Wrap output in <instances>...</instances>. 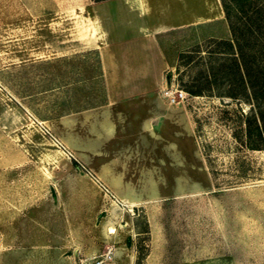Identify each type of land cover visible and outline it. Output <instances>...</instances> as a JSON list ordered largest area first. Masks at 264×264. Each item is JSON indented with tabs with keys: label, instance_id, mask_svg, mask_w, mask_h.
<instances>
[{
	"label": "rangeland",
	"instance_id": "rangeland-1",
	"mask_svg": "<svg viewBox=\"0 0 264 264\" xmlns=\"http://www.w3.org/2000/svg\"><path fill=\"white\" fill-rule=\"evenodd\" d=\"M224 4L264 76V0H0V264H264V148L234 133L254 100ZM123 37L165 57L158 76L124 74ZM142 95L164 108L149 129Z\"/></svg>",
	"mask_w": 264,
	"mask_h": 264
},
{
	"label": "trees",
	"instance_id": "trees-1",
	"mask_svg": "<svg viewBox=\"0 0 264 264\" xmlns=\"http://www.w3.org/2000/svg\"><path fill=\"white\" fill-rule=\"evenodd\" d=\"M224 14L228 20L231 34L235 40V45L238 48V50L236 48L237 51L235 52L238 54V58H242V66H244V71H246V73H241L239 77L240 83L247 85V87L250 89L247 92V97L255 101H252V107L250 108V111L245 114L240 113L242 118L241 124L243 125L240 127L241 134H237L236 131L234 133L242 146L248 149L264 148V76H261L252 65L255 57L248 59L245 57L246 51H242L243 45L254 44L255 41L251 43V39H257L258 37L257 35H253L255 30L249 27L250 25L244 16H239L240 19H238V21L231 20L230 10L227 6H225V4ZM186 90L191 93H200L199 89L195 90L190 86H188ZM230 96H233V93H230Z\"/></svg>",
	"mask_w": 264,
	"mask_h": 264
},
{
	"label": "crops",
	"instance_id": "crops-1",
	"mask_svg": "<svg viewBox=\"0 0 264 264\" xmlns=\"http://www.w3.org/2000/svg\"><path fill=\"white\" fill-rule=\"evenodd\" d=\"M141 9V10H140ZM130 11H133L134 13H143L145 10H142L141 6L134 5L129 8ZM129 11V12H130ZM197 16V15H196ZM141 27H145L144 22L139 24ZM108 45L115 43L116 41L113 39L108 38ZM119 43L124 47L122 49V56H121V65L122 69L124 70V74L128 77H136V78H155L159 75V71L161 67L166 62L165 57L161 53H156L153 55L152 53H147V50L144 47V43L140 42L138 44L134 43L131 39H127V37L120 38ZM133 45H135V53L131 52ZM124 50V51H123ZM113 53L111 55L107 54L103 56V62L106 67H112L114 63L116 62V51L111 50ZM108 70V69H106ZM149 83V82H148ZM147 85V84H146ZM145 85V86H146ZM150 86L144 87V89H150L152 88V82L149 83ZM138 100L141 101H149L148 104H144L145 107L142 109L141 117H142V123H144V127H147L146 129H149L151 126V117L152 116H164L163 113V106L161 104H157L155 106L154 99H151L146 96L142 95L137 97ZM159 105V106H158ZM146 108V109H145ZM168 114V113H167ZM175 133H179V130L175 131ZM190 134V132H188Z\"/></svg>",
	"mask_w": 264,
	"mask_h": 264
},
{
	"label": "built area",
	"instance_id": "built-area-1",
	"mask_svg": "<svg viewBox=\"0 0 264 264\" xmlns=\"http://www.w3.org/2000/svg\"><path fill=\"white\" fill-rule=\"evenodd\" d=\"M162 94L169 97L171 101H175L176 98H183L186 95V92L182 89H173L172 86L167 85L161 90ZM97 263H101V259L97 261Z\"/></svg>",
	"mask_w": 264,
	"mask_h": 264
},
{
	"label": "water",
	"instance_id": "water-1",
	"mask_svg": "<svg viewBox=\"0 0 264 264\" xmlns=\"http://www.w3.org/2000/svg\"><path fill=\"white\" fill-rule=\"evenodd\" d=\"M170 84V80H169V77H167V85Z\"/></svg>",
	"mask_w": 264,
	"mask_h": 264
}]
</instances>
